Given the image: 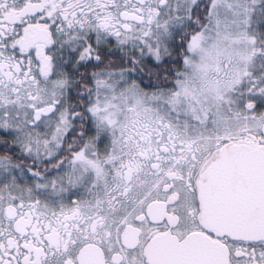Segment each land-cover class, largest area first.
Returning <instances> with one entry per match:
<instances>
[{"label": "snow or ice", "instance_id": "obj_1", "mask_svg": "<svg viewBox=\"0 0 264 264\" xmlns=\"http://www.w3.org/2000/svg\"><path fill=\"white\" fill-rule=\"evenodd\" d=\"M0 264H264V0H0Z\"/></svg>", "mask_w": 264, "mask_h": 264}]
</instances>
